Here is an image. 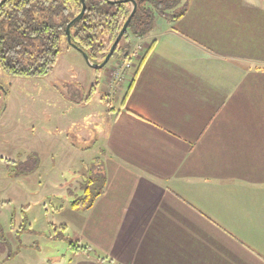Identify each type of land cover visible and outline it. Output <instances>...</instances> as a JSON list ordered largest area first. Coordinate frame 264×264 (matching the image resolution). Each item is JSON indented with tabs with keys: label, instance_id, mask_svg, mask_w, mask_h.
I'll return each instance as SVG.
<instances>
[{
	"label": "crops",
	"instance_id": "1",
	"mask_svg": "<svg viewBox=\"0 0 264 264\" xmlns=\"http://www.w3.org/2000/svg\"><path fill=\"white\" fill-rule=\"evenodd\" d=\"M185 3L98 112L105 188L64 224L95 253L69 264H264V0Z\"/></svg>",
	"mask_w": 264,
	"mask_h": 264
},
{
	"label": "rangeland",
	"instance_id": "2",
	"mask_svg": "<svg viewBox=\"0 0 264 264\" xmlns=\"http://www.w3.org/2000/svg\"><path fill=\"white\" fill-rule=\"evenodd\" d=\"M139 60L129 69L115 59L96 70L63 38L46 78H14L0 66V85L9 92L4 110L0 92V264H69L75 256L70 243L77 240L61 227L101 165L95 119L118 109V91Z\"/></svg>",
	"mask_w": 264,
	"mask_h": 264
},
{
	"label": "trees",
	"instance_id": "3",
	"mask_svg": "<svg viewBox=\"0 0 264 264\" xmlns=\"http://www.w3.org/2000/svg\"><path fill=\"white\" fill-rule=\"evenodd\" d=\"M86 12L71 26V42L86 53L94 65L102 64L133 10V4L123 0H84ZM137 10L132 17L111 60L127 62L133 50V40L148 35L157 17L176 21L187 10L183 0H132ZM82 10L80 0H7L0 4V66L9 76L43 79L51 75L61 52L67 26ZM71 44V45H72ZM110 60V61H111ZM99 78L91 89L96 93ZM4 110L9 92L0 85ZM103 101L105 100L102 98ZM107 105L110 103L107 101ZM1 118V113H0ZM9 162V161H7ZM84 186L83 196L71 202L73 210H89L103 193L106 173L102 165ZM27 172V171H26ZM67 230L66 226L61 227ZM4 237L0 228V247ZM75 255L92 256L95 251L80 242H71ZM102 264H116L108 257L97 256Z\"/></svg>",
	"mask_w": 264,
	"mask_h": 264
},
{
	"label": "water",
	"instance_id": "4",
	"mask_svg": "<svg viewBox=\"0 0 264 264\" xmlns=\"http://www.w3.org/2000/svg\"><path fill=\"white\" fill-rule=\"evenodd\" d=\"M6 1H7V0H1V1H0V4H1V3H4V2H6ZM109 1H110V2H114V1H111V0H109ZM80 2H81V4H82V10H81V13H80L76 18H74V19L69 23V25L67 26V40H68V42H69L70 44H72V42H71V38H72V37H71V33H70L71 26H72L73 24H75L76 22H78L79 20H81V19L83 18V16L85 15V12H86V3H85V1H84V0H80ZM120 2H129V3H132V4H133V10H132V12H131V15H130L129 19L127 20V22L125 23L123 29L121 30L119 36L117 37L116 41H115L114 44L112 45V47H111V49H110V52H109V54L107 55V57L105 58L104 62H103L102 64H99V65H94V64H92V63L90 62V59H89L88 55H87L86 53H82V55H83L84 59L86 60L87 64H88L90 67H92V68H94V69H96V70L103 69V68L108 64V62L112 59L115 50H116L117 47L119 46V43H120V41L122 40V38H123V36H124L126 30L128 29L129 23H130L132 17L134 16V14H135V12H136V10H137V3L134 2V1H132V0H123V1H120ZM72 46H73L75 49H77V47H76L74 44H72Z\"/></svg>",
	"mask_w": 264,
	"mask_h": 264
},
{
	"label": "built area",
	"instance_id": "5",
	"mask_svg": "<svg viewBox=\"0 0 264 264\" xmlns=\"http://www.w3.org/2000/svg\"><path fill=\"white\" fill-rule=\"evenodd\" d=\"M144 51V47L143 46H138L136 48H134V50H132L131 54H130V58L127 62H125L126 67L125 68H131L132 64H133V60L138 61V59H140V53Z\"/></svg>",
	"mask_w": 264,
	"mask_h": 264
}]
</instances>
